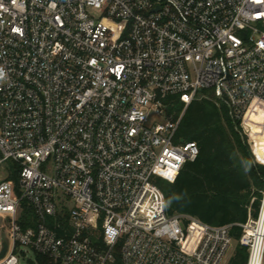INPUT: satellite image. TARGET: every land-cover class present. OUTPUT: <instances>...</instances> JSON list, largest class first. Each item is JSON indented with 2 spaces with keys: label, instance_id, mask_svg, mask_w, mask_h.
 <instances>
[{
  "label": "built area",
  "instance_id": "built-area-1",
  "mask_svg": "<svg viewBox=\"0 0 264 264\" xmlns=\"http://www.w3.org/2000/svg\"><path fill=\"white\" fill-rule=\"evenodd\" d=\"M201 90L249 138L264 0H0V264L26 250L49 264H113L115 251L119 264H229L231 224L168 215L154 182L198 154L165 98L186 107ZM237 225L244 264H264V181Z\"/></svg>",
  "mask_w": 264,
  "mask_h": 264
},
{
  "label": "trees",
  "instance_id": "trees-1",
  "mask_svg": "<svg viewBox=\"0 0 264 264\" xmlns=\"http://www.w3.org/2000/svg\"><path fill=\"white\" fill-rule=\"evenodd\" d=\"M206 90H201L202 94ZM164 102L166 115L181 117L177 127L178 137L194 141L198 154L187 161L172 181L155 178L154 182L164 198L168 215L187 214L211 225L231 224L234 239L229 264H244L245 249L236 242L242 223L249 212L255 215L260 190L264 181V164L254 157V150L264 147V139H249L240 132L228 107L204 96L192 100L186 107L176 96ZM245 130L255 138L264 131V110L257 102L251 103L242 121ZM7 178L16 184L17 169L8 161ZM18 222L25 227L34 222L31 209L23 205ZM113 264H119L115 251ZM37 264H49L46 256L34 253Z\"/></svg>",
  "mask_w": 264,
  "mask_h": 264
},
{
  "label": "rangeland",
  "instance_id": "rangeland-1",
  "mask_svg": "<svg viewBox=\"0 0 264 264\" xmlns=\"http://www.w3.org/2000/svg\"><path fill=\"white\" fill-rule=\"evenodd\" d=\"M206 98H210L213 102H219L214 96L211 94L209 90L203 92ZM5 221L0 220V241L6 240L5 235ZM20 252V251H19ZM17 263L16 264H37L34 259V253L30 250H26L24 253H18Z\"/></svg>",
  "mask_w": 264,
  "mask_h": 264
},
{
  "label": "crops",
  "instance_id": "crops-1",
  "mask_svg": "<svg viewBox=\"0 0 264 264\" xmlns=\"http://www.w3.org/2000/svg\"><path fill=\"white\" fill-rule=\"evenodd\" d=\"M247 136L249 138H255L253 136H251L248 132H247ZM264 137V131H263V136L260 138L262 139ZM254 157L257 160V162L259 161L260 163L264 164V147H258V149L254 150Z\"/></svg>",
  "mask_w": 264,
  "mask_h": 264
},
{
  "label": "water",
  "instance_id": "water-1",
  "mask_svg": "<svg viewBox=\"0 0 264 264\" xmlns=\"http://www.w3.org/2000/svg\"><path fill=\"white\" fill-rule=\"evenodd\" d=\"M7 250V242L0 241V259L3 258Z\"/></svg>",
  "mask_w": 264,
  "mask_h": 264
}]
</instances>
